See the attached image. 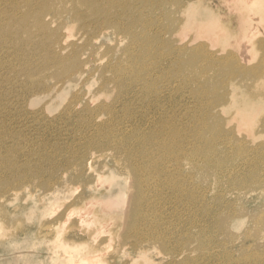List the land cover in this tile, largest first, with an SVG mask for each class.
I'll use <instances>...</instances> for the list:
<instances>
[{
    "label": "rangeland",
    "instance_id": "1",
    "mask_svg": "<svg viewBox=\"0 0 264 264\" xmlns=\"http://www.w3.org/2000/svg\"><path fill=\"white\" fill-rule=\"evenodd\" d=\"M64 1L0 0V264H264V4L242 52L185 23V6L203 4L223 26L241 20L220 0ZM109 1L135 22L103 19L114 15ZM232 89L258 110L222 104ZM161 137L178 170L155 149ZM207 138H217L214 154L194 164ZM121 143L141 148L142 166L154 156L143 197L141 172L120 169L130 161ZM113 198L124 200L107 208ZM125 204L147 209L138 232Z\"/></svg>",
    "mask_w": 264,
    "mask_h": 264
},
{
    "label": "bare ground",
    "instance_id": "2",
    "mask_svg": "<svg viewBox=\"0 0 264 264\" xmlns=\"http://www.w3.org/2000/svg\"><path fill=\"white\" fill-rule=\"evenodd\" d=\"M72 4L75 5H82L84 3H87L86 0H71ZM117 1V0H116ZM219 1V0H218ZM222 2H224L227 6H228V10L232 12H236L237 14H241L242 18L241 20H237L235 21V19L233 17H231V21L230 24H228L227 26H223V24H221V22L216 18L218 17L220 14L219 12L215 11V10H206L207 6L205 4L200 5L199 8L196 10L193 8V5H186L185 6V11H186V19H185V23H189L192 25H195L197 27V36H204L208 39L210 45H212V47H217V46H221L222 44H227V43H231V45H235L236 48H242V52H248V48L249 46H251L252 44V39L250 34L253 32L254 30V26L253 24H249L246 23L247 21L252 22V20L254 18H258V14L261 13L262 11V6L264 4V1L261 0H243L244 4L241 6H238L237 3H232L235 2L234 0H220ZM239 1V0H237ZM236 1V2H237ZM60 3H64V0H59ZM115 1H109L108 3L110 4L109 6V11H107L105 14H114L112 16H105L103 19L106 20H110L113 21L115 24L119 25L122 23H126L128 25L133 24L135 22V17H130L128 16V14H121L119 12V10H114V12H112V8H114V3ZM145 3H153L150 0H145ZM224 5V6H226ZM220 5L217 6V8H219ZM224 8V7H223ZM57 10H62V7H58ZM219 11V9H218ZM41 10L38 11V14L40 15ZM73 12L74 14H78L79 16H81L82 18V24L85 23V15L81 14L77 11L74 10L73 8ZM223 13V12H221ZM228 14V13H227ZM54 15H60V12H57ZM224 15V14H223ZM30 18H28L27 16L25 17V23H28ZM39 21L41 22L42 18L41 16L38 18ZM96 20H102L101 18H96ZM254 23V22H252ZM10 34H7V36H9ZM129 35H131V37L133 36V31H129ZM129 51V56L130 59L132 60H136L139 57V53L135 50H130ZM2 54V50H0V55ZM57 58H54L53 62L55 63L56 66H59L60 70L63 71H69L70 67L68 68V66L66 65V60H63L61 57L57 56ZM190 57V56H188ZM205 58H207L210 62L209 66L215 67V66H219L218 64H215V62L218 63H222L220 60H214V58H210V57H214L212 53L210 54H206L204 56ZM234 66V63H233ZM14 66H10V68L13 70ZM237 68H239L237 65L235 66ZM137 69H142V66L140 65V63L137 64L136 66ZM216 69L218 67H215ZM68 69V70H67ZM128 68L122 66V64L120 62H118L114 69V75L115 76H124L126 74ZM233 69V68H232ZM189 70V67L185 68V72H187ZM62 72V71H61ZM70 73V72H69ZM179 73V72H177ZM208 74V71L206 72ZM138 76H136L137 78ZM124 78L121 77L118 84V87L120 89H123L124 87V83L123 82ZM224 82V80H223ZM41 87H44V80L41 82ZM234 90L232 89V93L230 92L231 96H232V100L230 101L229 104L225 103L226 99H227V94L225 95L224 93L222 94V104H226L228 106H235V110L237 112V114H241L242 116L244 115H248L249 113H252L255 111V109L258 110V105H255V108L251 106L246 107V106H241L240 102H243L242 105H244L247 100L249 98H241L240 100H238L237 97H235L234 95ZM221 97V95H220ZM204 129L205 132L211 133L213 127L211 125H207L204 124ZM199 131L202 133V125L199 127ZM159 135L161 134V131H158ZM198 136V133H195V137ZM202 137V136H200ZM199 137V138H200ZM164 138V137H163ZM162 137L159 139H162V143L161 145H159L157 148L158 152H161L162 154H160V158L161 160H165V159H170V162L172 161V164L177 168V170L179 169L178 167V158L175 159H171L169 157L173 156V153L170 152L166 147V142L164 141ZM166 139V138H165ZM171 139H175L174 137H171ZM208 141V145L207 146H202V145H196L195 151H194V156H193V163L196 164L198 162H204V163H208L209 159L211 158V155L214 154V150L213 148V142L217 143V138H207ZM202 142V141H200ZM165 144V145H164ZM118 151H125V154L129 155L130 161L129 162H123V167L120 168L121 170H126L127 173H131L134 175V177L136 176L135 174H139L141 172V176L139 178H134V185L136 186V188L138 189L137 194L141 197H143L147 191V187L149 188L150 186L153 185L154 183V178H155V173L153 172V168H154V156H152L150 154V157H148L147 162L142 166L143 164V156H142V162L141 164H138L136 161V155L140 152L141 148H136V147H132L126 143H121L120 145L116 146ZM162 164L159 165V167ZM208 165V164H207ZM210 167V166H209ZM165 169V168H164ZM163 169V170H164ZM118 177L114 176L112 180H117ZM144 194H142V191ZM124 194H121V197L123 198ZM114 199V198H113ZM113 199H109V200H113ZM124 199H119L115 198L112 202L108 203L106 202L104 205H106L107 208L110 209H116L118 208V206H120L121 201L123 202ZM146 200V199H145ZM117 205V206H116ZM129 206V204H125V214H124V221H125V225L128 228L129 232H138L139 228H137V224L135 223L136 219L138 217L141 216L142 213H144L146 215L147 209L146 210H142V209H137L134 208L133 210L127 209V207ZM145 208V207H144ZM140 215V216H139ZM153 223V222H152ZM149 231V230H148ZM140 233V232H139ZM167 247V246H166ZM92 252H96V250L92 251Z\"/></svg>",
    "mask_w": 264,
    "mask_h": 264
}]
</instances>
